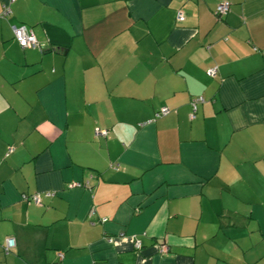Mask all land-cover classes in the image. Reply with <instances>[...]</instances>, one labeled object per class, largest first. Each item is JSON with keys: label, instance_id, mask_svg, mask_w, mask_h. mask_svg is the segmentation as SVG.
Returning a JSON list of instances; mask_svg holds the SVG:
<instances>
[{"label": "crops", "instance_id": "obj_1", "mask_svg": "<svg viewBox=\"0 0 264 264\" xmlns=\"http://www.w3.org/2000/svg\"><path fill=\"white\" fill-rule=\"evenodd\" d=\"M221 1L0 0V264H264V0Z\"/></svg>", "mask_w": 264, "mask_h": 264}, {"label": "built area", "instance_id": "obj_2", "mask_svg": "<svg viewBox=\"0 0 264 264\" xmlns=\"http://www.w3.org/2000/svg\"><path fill=\"white\" fill-rule=\"evenodd\" d=\"M229 8V1L228 0H222L221 2H219L215 9H214V13L216 15H222L224 14ZM10 12V8L8 6H4L2 11H1V16H5L7 15L8 13ZM179 17L181 16V13H178L177 14ZM12 32H13V35L15 37V39L18 41V43L23 46V47H36L38 48L39 50H42V48L40 47L37 39L35 38L34 34L31 32V30L27 29L24 25H19V26H12ZM210 75H212L214 73V69L213 68H210L208 69L207 71ZM195 105L193 104V107ZM161 112L165 113L167 112V109L166 107H162L161 108ZM95 134H104L106 132L105 129H98L96 128L94 130ZM72 185H76V186H79L81 185L80 182H72L71 183V186ZM36 198V197H35ZM15 244V241H14V238L13 237H6L5 240H4V244H3V249L5 250V252H7L9 249H11V247H13ZM141 247V243L139 240H135L134 241V248L135 249H139ZM169 250V247L168 245L166 244H159L157 246V251L159 253H164V252H167Z\"/></svg>", "mask_w": 264, "mask_h": 264}, {"label": "trees", "instance_id": "obj_3", "mask_svg": "<svg viewBox=\"0 0 264 264\" xmlns=\"http://www.w3.org/2000/svg\"><path fill=\"white\" fill-rule=\"evenodd\" d=\"M25 26V25H24ZM26 27V26H25ZM27 28V27H26ZM28 29V28H27ZM30 30V29H29ZM32 32V31H31ZM33 33V32H32ZM35 36V35H34ZM13 37H14V35H13ZM36 38V37H35ZM14 39H15V37H14ZM15 41L18 43V41L15 39ZM19 44V43H18ZM20 45V44H19ZM21 46V45H20ZM21 47H23V46H21ZM31 48H36V47H31ZM41 51V50H40Z\"/></svg>", "mask_w": 264, "mask_h": 264}]
</instances>
